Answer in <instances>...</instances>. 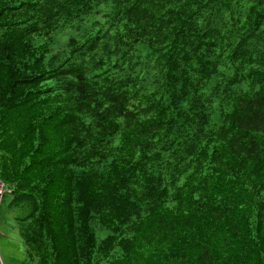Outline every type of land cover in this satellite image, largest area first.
Here are the masks:
<instances>
[{"label": "trees", "instance_id": "trees-1", "mask_svg": "<svg viewBox=\"0 0 264 264\" xmlns=\"http://www.w3.org/2000/svg\"><path fill=\"white\" fill-rule=\"evenodd\" d=\"M0 186L22 264H264V0H0Z\"/></svg>", "mask_w": 264, "mask_h": 264}, {"label": "rangeland", "instance_id": "rangeland-1", "mask_svg": "<svg viewBox=\"0 0 264 264\" xmlns=\"http://www.w3.org/2000/svg\"><path fill=\"white\" fill-rule=\"evenodd\" d=\"M8 197L0 188V264H22L24 249L13 211L7 206Z\"/></svg>", "mask_w": 264, "mask_h": 264}, {"label": "built area", "instance_id": "built-area-1", "mask_svg": "<svg viewBox=\"0 0 264 264\" xmlns=\"http://www.w3.org/2000/svg\"><path fill=\"white\" fill-rule=\"evenodd\" d=\"M0 188H1V186H0ZM2 189V188H1Z\"/></svg>", "mask_w": 264, "mask_h": 264}]
</instances>
